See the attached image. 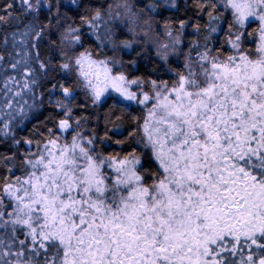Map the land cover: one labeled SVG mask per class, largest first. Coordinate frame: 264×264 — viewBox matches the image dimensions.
<instances>
[{
	"label": "snow or ice",
	"instance_id": "6c2138e0",
	"mask_svg": "<svg viewBox=\"0 0 264 264\" xmlns=\"http://www.w3.org/2000/svg\"><path fill=\"white\" fill-rule=\"evenodd\" d=\"M0 49V264H264V0H0Z\"/></svg>",
	"mask_w": 264,
	"mask_h": 264
},
{
	"label": "trees",
	"instance_id": "16d2710c",
	"mask_svg": "<svg viewBox=\"0 0 264 264\" xmlns=\"http://www.w3.org/2000/svg\"><path fill=\"white\" fill-rule=\"evenodd\" d=\"M172 11H175V10H172ZM52 15L54 16L55 15V12L52 13ZM68 15L73 19V20H76V23L79 24V20L76 19L77 17V13L75 12H69ZM179 15L181 17H183L184 13L181 12L179 13ZM188 15H191V13L189 12ZM22 19V18H21ZM41 21L44 22V23H47V21H44L43 20V17H41ZM201 23H203V21H201ZM187 37L188 39H194L195 37L192 35V30L191 29H188L187 31ZM89 41L92 42V43H98V41H96V38L95 36L93 35H89L88 37ZM187 43V40L185 41ZM11 39H9V48L8 50L11 51ZM2 50V49H0ZM48 51V48L47 46H42L41 47V53L42 55L44 53H46ZM157 58L152 55V60L149 61L147 58H145L143 61H140L139 63V74L140 75H145V74H148V75H152V76H155V73L157 70H161V74H165L162 70V66L160 63H157ZM38 93L39 92H46V89L45 88H40L37 90ZM107 109H105L106 111ZM102 114V113H101ZM46 115V110H40L39 112H36L32 115H30L29 119L26 121L28 127L30 128L33 124H39V122L41 120L44 119V116ZM103 128V123H101V126H100V129H98V131H101ZM24 134H30V132H28L27 130H25V133Z\"/></svg>",
	"mask_w": 264,
	"mask_h": 264
},
{
	"label": "rangeland",
	"instance_id": "374dc122",
	"mask_svg": "<svg viewBox=\"0 0 264 264\" xmlns=\"http://www.w3.org/2000/svg\"><path fill=\"white\" fill-rule=\"evenodd\" d=\"M153 55H154V53H153ZM155 56V55H154ZM172 59V63H173V65H175V64H177V63H179L178 61H176V59L173 57V58H171Z\"/></svg>",
	"mask_w": 264,
	"mask_h": 264
}]
</instances>
